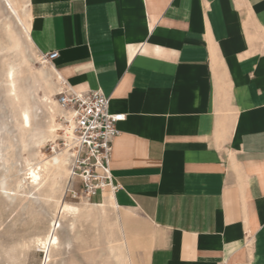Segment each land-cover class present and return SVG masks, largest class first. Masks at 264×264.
<instances>
[{
  "label": "crops",
  "instance_id": "crops-1",
  "mask_svg": "<svg viewBox=\"0 0 264 264\" xmlns=\"http://www.w3.org/2000/svg\"><path fill=\"white\" fill-rule=\"evenodd\" d=\"M26 1L60 82L126 114L113 194L147 264H264V0Z\"/></svg>",
  "mask_w": 264,
  "mask_h": 264
},
{
  "label": "rangeland",
  "instance_id": "rangeland-1",
  "mask_svg": "<svg viewBox=\"0 0 264 264\" xmlns=\"http://www.w3.org/2000/svg\"><path fill=\"white\" fill-rule=\"evenodd\" d=\"M21 12L27 14V6ZM21 25L8 1L0 0V264H147L146 242L127 233L131 214L112 207L103 213L86 204L101 203L105 196L100 201L67 196L68 175L64 174L54 189L48 185L34 189L29 183L30 164L38 162L42 154L56 155L53 151L57 150L61 157L65 152L57 149L60 128L55 141L39 144L32 136L33 132L38 136L49 133L53 104L44 94L51 86L55 91L50 96L56 100L60 80L48 75L49 63L29 42ZM11 70L16 92L11 91ZM24 107L31 113V127L21 123ZM60 114V106L55 107L58 125ZM67 166L70 169L68 158ZM83 207L90 213L84 214ZM124 235L129 251L123 245ZM54 237L59 242L49 244Z\"/></svg>",
  "mask_w": 264,
  "mask_h": 264
},
{
  "label": "built area",
  "instance_id": "built-area-1",
  "mask_svg": "<svg viewBox=\"0 0 264 264\" xmlns=\"http://www.w3.org/2000/svg\"><path fill=\"white\" fill-rule=\"evenodd\" d=\"M41 56L50 64L58 51ZM56 100L61 111L57 149L67 154L70 166L66 195L91 200L107 190L116 192L119 184L111 172L113 143L126 114L111 112L110 96L101 90H74L64 80Z\"/></svg>",
  "mask_w": 264,
  "mask_h": 264
},
{
  "label": "bare ground",
  "instance_id": "bare-ground-1",
  "mask_svg": "<svg viewBox=\"0 0 264 264\" xmlns=\"http://www.w3.org/2000/svg\"><path fill=\"white\" fill-rule=\"evenodd\" d=\"M7 1H8V4L10 6V9L14 13L15 17L18 19L20 24H22L21 26H23V28L25 30L24 32H26V36H27L29 42L31 44H33L32 41H31L32 39L30 37V23H29V19H27V17H30L31 14H29V11H28L27 14H25V12H24V7L27 6V1L24 2V3L21 2L20 0H7ZM21 11H23L24 14ZM14 39H15L14 40L15 41V45L20 47L21 46L20 40L17 37H15V36H14ZM52 66L48 64L49 71L51 73V74H48V75L49 76L52 75L57 80H60V77L58 76L59 74L57 75L55 73L56 69L54 70ZM9 75H10V78H11V82L13 84L11 91L13 90L14 92H16L17 90H16V86H15L14 72L11 70ZM45 81H46V83H49L47 78H46ZM54 91H55V89H53L51 86H49V92L48 93L46 92L44 94V98L47 99V101H49L50 103L53 104V105H50V110L53 112V114H52V124L50 125L49 133L46 136H38V134L36 132L32 133L33 134L32 136L37 139V142L39 144H44L46 141L54 140L55 136L57 135L56 130H57V128H59L58 126H61L60 124L58 125V124H56V122H54L55 107L59 108V104H58L57 100L53 99L52 96H50L51 93L54 94ZM21 121H22L21 123L24 125V127H31L32 126V116H31V113H30L28 107H24L23 108ZM44 131L45 130H43V132ZM43 132H41V133H43ZM53 152L56 155L45 156V154H42L43 156H42V158H40V160L38 162H36L35 164H30L29 165L26 174L28 175L27 177H28L29 183L32 184L34 189H41L45 185L46 186L48 185L50 188L54 189V187L58 186L59 181H61L59 179H61L63 174L66 177H67V175L69 176V169H68V166H67V158L68 157H66L67 154L64 153V155H62L60 157V156H58L60 153L58 154L57 150H55ZM63 201H65V200H63ZM86 204L88 206H94V207L99 208V210L101 212H103V213H106V211H107V209L109 207H112V208H115V209L119 208L118 204L116 203V199L114 197L113 192L109 191V190H107L105 192V199H104L103 202L98 203V204H92V203L87 202ZM83 211H84V214H88V212H89L87 210V207H83ZM123 223H124V221H123ZM58 242H59L58 239L56 237H54L53 240L49 244L55 245ZM43 245L46 246L47 242L44 241ZM123 245L125 247H127L128 251H129V244H128V239H127L126 236L124 237ZM128 256H129V260H130L131 259L130 258V252H129Z\"/></svg>",
  "mask_w": 264,
  "mask_h": 264
}]
</instances>
